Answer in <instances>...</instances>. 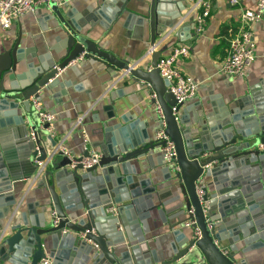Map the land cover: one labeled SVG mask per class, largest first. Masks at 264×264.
I'll use <instances>...</instances> for the list:
<instances>
[{
    "label": "water",
    "instance_id": "obj_1",
    "mask_svg": "<svg viewBox=\"0 0 264 264\" xmlns=\"http://www.w3.org/2000/svg\"><path fill=\"white\" fill-rule=\"evenodd\" d=\"M118 1L120 5L112 9L116 1L103 0L87 11L83 20L50 4L60 35L50 52L37 56V64L26 59L30 52L25 54L19 47L20 36L9 48L0 44V116L5 117L1 128L8 125L23 129L33 148L39 147V159L50 162L40 176L49 195V212L54 213L52 220L57 219L54 224L45 217L46 210L37 212V203L21 205L22 198L17 196L13 183L17 185L22 177L15 176L0 150V262L39 264L48 259L49 264H248L246 258L239 259L236 254L264 248V148H260L264 144V78H260L259 86L249 88L238 98L232 97L231 104L218 103L217 111L211 103V113L199 103L198 111L189 117L191 106L178 105L176 120L171 111L176 100L168 89L169 82L160 77L156 68L160 51L152 52L147 70L134 68L100 49L81 28L85 22L91 26L100 14L109 11L113 21L125 15V22L135 23L134 28L139 31L147 24L154 44L155 38L168 29H176V35L191 30L193 19L181 23L179 28L178 21L186 8L181 0H149L148 5L138 2L136 7H143L139 13L127 6L128 0ZM172 3L178 13L171 10ZM61 51L64 54L56 60L55 55ZM81 53L85 57L96 56L129 74L133 81L148 84L155 92L156 97L150 102H157L162 108L164 131L175 145L179 167L173 172L164 166L168 172L164 177V182H169L167 191L159 189L152 179L139 182L138 175L145 171L142 160H149L151 152L163 145L162 141L150 139L144 130L127 134L119 131L110 138V132L119 126L104 125L103 139L85 146L79 156L70 153V159L56 150L57 144L45 124L43 130L55 150L47 156L40 148L38 124L30 122V99L38 98L41 88L64 86L65 82L54 77ZM113 117L109 115L110 119ZM134 121L130 120L127 128L131 130L138 124ZM30 130L34 131V140L28 137ZM90 149H99L101 155L91 167L83 168L79 161L91 157ZM54 156L59 159H52ZM73 161L76 164L72 167ZM198 177L204 181L202 199L195 190ZM172 187L179 192L165 201L164 192H170ZM170 203L175 204L165 209ZM109 207L114 212H106ZM190 209L192 213L188 212ZM168 213L175 218L182 216L169 226L172 240L159 251L149 249L144 236L148 232L147 221L157 216L161 223H167L171 220ZM231 215L235 218L228 220ZM4 218L6 221L2 222ZM187 220L195 221L190 228L200 230L199 239L180 228L174 229ZM65 229L67 232L63 233ZM78 233H83V237ZM225 234L232 238L224 237ZM222 240L228 245L222 246ZM239 241L243 244L240 248L236 244Z\"/></svg>",
    "mask_w": 264,
    "mask_h": 264
},
{
    "label": "crops",
    "instance_id": "obj_2",
    "mask_svg": "<svg viewBox=\"0 0 264 264\" xmlns=\"http://www.w3.org/2000/svg\"><path fill=\"white\" fill-rule=\"evenodd\" d=\"M102 1L70 0L65 6L59 8L70 12L72 18L83 20L85 13L102 4ZM114 1L116 3L111 5L112 9L120 5L118 0ZM181 1L186 8L182 10V17L178 21L179 28L182 26L181 23L187 22L190 18L193 19L196 12L191 2ZM138 2L143 5L149 4V0H128L127 6L135 12H142L143 7H136ZM255 2L256 0H239L238 4L232 5L229 0H210V14L201 32H196L194 26L191 30L182 31L178 35L175 34L176 29L172 32L168 29L163 35L155 38L154 44H151L150 28L147 24L143 26V31H139L135 23L129 25L125 22V15L113 21L109 11L104 12L103 15L100 14L101 16L91 22V26L90 23L85 22L81 32L94 40L100 49L110 53L116 60L127 62L134 68L141 66L146 70L149 68L152 54L150 49L160 51V56H163L176 45H187L189 55L178 57L174 66L182 74L191 76L198 84L196 95L184 103V106H191L188 116L192 117L193 112H197L201 105H205V112L211 113L213 112L211 103L216 111L220 106L218 103L231 104L232 97L238 98L249 88L259 86L260 78H264V15L251 26L256 49L255 60L247 74L243 77H228L219 71V64L228 52L230 37L239 28V17L242 11L253 7ZM171 10L178 13L174 3ZM51 15L49 6L39 5L33 12L25 13L14 20L8 29L0 27V44H4V48H9L20 36L19 47L25 54L30 52L26 59L33 60L37 64V56L50 52L49 49L56 45V37L60 35L57 22ZM62 54L64 51L55 55L54 58L58 60ZM54 78H59L61 82H65V85H57L51 90L41 88L37 99L43 108L56 114L54 133L53 136L51 135L57 144H55L56 149L64 146L71 154L79 156L84 150L80 129L87 131L89 147L103 139L101 128L104 125L118 124L119 126L110 132V138H114L119 131L127 134V131L139 133L140 130L146 131L150 139L154 138L160 126L155 104L150 102L151 98L146 86L133 81L129 74L119 71L113 65L108 66L93 55L86 56L77 64L64 68ZM199 103L200 106H198ZM110 114L114 116L112 119L109 118ZM36 116L35 111L32 110L30 122L35 126L38 124ZM122 116L126 117L125 121L120 118ZM4 119L5 117L1 115L0 150L4 152L2 153L10 163L15 176L22 177L17 185L13 183L17 196L22 198L21 205L37 203V212L46 210L45 217L52 220V212H49L50 207L47 205L48 192L43 188L41 176L36 177L34 155H32L35 146L33 148L27 140L23 129L19 130L17 126L8 125L1 128L5 125ZM79 119L82 120L81 124L78 123ZM130 120L138 122L131 130L127 128ZM37 131L40 148L47 156L51 155L55 149L47 138V132L39 128ZM159 148L156 147L151 152L149 160H142L145 171L138 175V179H140L139 182L143 179H152L153 184L156 182L159 189L167 191L168 189L165 188L169 186V182H164V177L168 176V172L163 169L165 164ZM90 151L100 152L99 149H90ZM52 159L59 158L54 156ZM48 165L45 167L46 170ZM210 189H213L212 185ZM178 192L176 187H172L170 192H164L166 193L164 200H170V197ZM174 204L166 205L165 209L172 208ZM217 212V210L213 211L214 216L218 215ZM167 216L171 219L167 223H161L157 216L147 221L148 232L144 236L149 249L159 251L172 240L169 226L179 222L182 216L175 218L173 213H168ZM234 218L235 215L227 217L228 220ZM5 221L6 218L2 219V222ZM175 228H180L186 235L194 236V230L190 227L180 225ZM224 237L232 238L226 234ZM220 244L228 245L226 240H222ZM236 244L239 248L243 245L241 241ZM242 256L246 258L248 264H264V248L254 249L246 254L241 252L236 254L239 259ZM0 264L3 263L0 262Z\"/></svg>",
    "mask_w": 264,
    "mask_h": 264
},
{
    "label": "built area",
    "instance_id": "obj_3",
    "mask_svg": "<svg viewBox=\"0 0 264 264\" xmlns=\"http://www.w3.org/2000/svg\"><path fill=\"white\" fill-rule=\"evenodd\" d=\"M70 0H0V27L2 29H8L12 22L22 16L25 13L33 12L35 8L39 5L49 6L50 4H55L57 7L65 6ZM192 3L193 7L196 9L193 17L194 29L196 32H201L204 29L206 20L210 14V0H188ZM230 4L235 5L239 3V0H229ZM264 15V0H256L255 5L250 8H245L240 17H239V28L236 32L232 34L229 40V47L226 57L219 64V71L228 77H243L251 69L253 62L255 60V49L256 44L253 38L251 31V26L253 23L259 21ZM150 51L153 52L152 49ZM151 52V53H152ZM189 47L187 45H176L171 51L163 56H160L156 68L159 71L160 77L169 82L168 89L170 93L174 96L176 100V105L171 107L172 115L177 120L178 115V105L184 104L192 99L197 92L198 84L195 80L189 76L182 74L178 69L175 68L174 63L180 56H188ZM85 58L83 53L79 54L75 59L69 62L68 66L75 65L79 61ZM126 74V72H124ZM146 88L149 91V96L151 99H155V92L150 89V86L147 84ZM31 107L37 114L38 127L44 129V125L47 124V132L49 135L53 136L54 133V121L56 119L55 112L47 110L42 107L39 100L35 97L30 99ZM155 112L157 114V120L161 125L154 135L156 141H162L163 145L160 146L159 152L162 156L165 166L169 167L173 172L179 171V167L176 164V151L175 145L170 137L164 131V116L162 108L156 102L155 103ZM81 119L78 123L81 124ZM83 146H87L88 143V134L85 129H80ZM34 131L30 130L28 132V137L31 140H34ZM264 148V144L260 146ZM35 155L34 163L37 167L36 177L40 176L47 165L48 159L41 160L39 159L40 152L39 147L35 146ZM64 152L66 155L72 159V155L68 149L64 146H59L58 149ZM90 158H83L79 161L82 164L83 168L91 167L94 163L98 161L101 153L99 151H92ZM76 164L75 161L72 162L71 166L73 167ZM204 181L202 177H198L195 181V190L197 196L202 199L204 194L203 191ZM204 208L206 205L203 206ZM113 207L106 208V212H112ZM205 210V209H204ZM192 213V209L188 211ZM54 216V213H51ZM53 223H57V219L54 218ZM195 221L187 220L184 222L185 227H190L194 224ZM209 229L211 225L208 224ZM67 232L65 229L63 233ZM79 237H83V233L77 234ZM194 238H200V230L198 228L194 229ZM48 259H42L39 264H49Z\"/></svg>",
    "mask_w": 264,
    "mask_h": 264
}]
</instances>
